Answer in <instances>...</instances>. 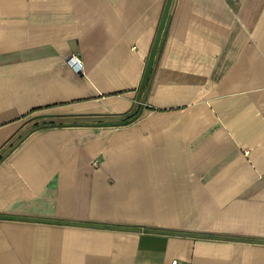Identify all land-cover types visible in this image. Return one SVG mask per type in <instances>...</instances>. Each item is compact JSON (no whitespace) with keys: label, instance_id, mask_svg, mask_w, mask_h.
I'll use <instances>...</instances> for the list:
<instances>
[{"label":"crops","instance_id":"crops-1","mask_svg":"<svg viewBox=\"0 0 264 264\" xmlns=\"http://www.w3.org/2000/svg\"><path fill=\"white\" fill-rule=\"evenodd\" d=\"M174 261L264 264V0H0V264Z\"/></svg>","mask_w":264,"mask_h":264},{"label":"built area","instance_id":"built-area-1","mask_svg":"<svg viewBox=\"0 0 264 264\" xmlns=\"http://www.w3.org/2000/svg\"><path fill=\"white\" fill-rule=\"evenodd\" d=\"M69 64L74 67L77 71H80L84 67L82 59L78 55H72L68 59ZM173 264H179L178 261H174Z\"/></svg>","mask_w":264,"mask_h":264},{"label":"trees","instance_id":"trees-1","mask_svg":"<svg viewBox=\"0 0 264 264\" xmlns=\"http://www.w3.org/2000/svg\"><path fill=\"white\" fill-rule=\"evenodd\" d=\"M132 116H134V113H129V114H127V115L125 116V119H129V118H131Z\"/></svg>","mask_w":264,"mask_h":264}]
</instances>
